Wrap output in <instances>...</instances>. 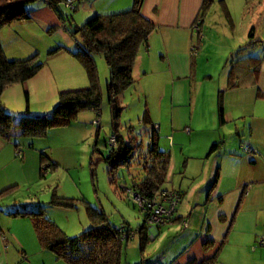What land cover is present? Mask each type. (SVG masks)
Returning <instances> with one entry per match:
<instances>
[{
    "label": "crops",
    "instance_id": "obj_1",
    "mask_svg": "<svg viewBox=\"0 0 264 264\" xmlns=\"http://www.w3.org/2000/svg\"><path fill=\"white\" fill-rule=\"evenodd\" d=\"M208 1L204 10L201 7L207 0H143L141 5L143 15L155 24L146 55L162 63V69L169 75L172 107L186 105L181 97L184 99L192 81L195 93L200 96L196 120L189 108H182L183 131L177 133L183 123L170 122L174 130L170 134L171 146L180 145L182 152L189 153L179 166H170L173 170L181 167L178 181L175 171L169 175L170 161L166 176L169 182L163 186L180 191L173 221L160 226L145 224L148 237L160 236L169 241L161 254H147L148 264H188L192 259L211 256H214L211 264H264V244L258 242L264 237V38L255 39L256 55L247 56L244 70L239 69L236 55L232 54L236 46L225 44L227 48L218 53V60L224 67L230 59L232 63L224 83L211 74L193 79L198 61L211 49L207 46L208 39L215 42L220 28L223 36L227 29L229 37L233 35L237 18L232 12L239 11V21L245 27L253 26L251 18H246L249 0ZM85 3L93 13H109L115 7L129 8L132 0H86ZM29 10V19L15 22L29 25L35 19L47 24L61 19L46 5ZM198 18L201 31L206 29L203 34L206 41H202L194 54L191 46L197 38L193 25ZM217 43L223 47V43ZM217 43H211L212 47ZM211 50L215 51V47ZM143 59L142 55L136 57L133 74ZM16 126L13 124L12 129L16 130ZM179 134L186 141L182 142ZM6 139L0 133V264H63L53 251L40 244L31 217L13 213L28 210L31 205L9 198L8 189L29 182L26 165L29 163L34 173L40 163L37 152L31 149L14 158L13 144ZM184 142L188 144L186 150H183L187 146ZM213 143L217 145L211 151ZM184 192L187 194L183 195ZM35 204L32 208L41 203L38 200Z\"/></svg>",
    "mask_w": 264,
    "mask_h": 264
},
{
    "label": "rangeland",
    "instance_id": "obj_2",
    "mask_svg": "<svg viewBox=\"0 0 264 264\" xmlns=\"http://www.w3.org/2000/svg\"><path fill=\"white\" fill-rule=\"evenodd\" d=\"M85 1L75 0V7H67L64 4L59 6L62 18L58 23L42 24L33 19L29 25L12 22L0 28V41L6 57L25 58L36 53V59L43 62V66L35 75L23 83L7 85L1 94L0 101L7 120L15 126L18 124L16 130L6 136V140L13 144L14 158L22 157V151L31 149L37 152L40 163L34 173L28 163L26 167L29 166V182L23 181L11 186L7 194L9 198L28 202L31 207L36 206L35 203L39 200L43 214L50 217L67 236L78 235L92 225L86 205L103 209L107 220L115 226L127 222L132 229H137L142 223L143 215L128 194L126 186L142 176V168L138 163L142 161L140 156L147 152L151 139L155 138L160 149L170 152L169 175L175 171L174 177L178 181L181 167L173 170L170 166H179L184 155L189 152H182L180 145L171 146L172 137L167 138L174 133L170 122L175 120L176 123H183L180 121L182 108H189L193 119L196 120L200 102V96L195 93V83L192 81L190 90L184 93V99L181 97L184 100L182 104L186 105L172 107V83L169 75L162 69V63L149 54L150 57L146 55L149 48H142L137 57L142 55L144 59L140 66L135 68L133 83L117 95L118 113L115 115L107 94V83L111 79L110 67L101 53H95L93 59L101 96L99 114L90 108L81 109L68 123L42 126L37 117L42 118L52 112L59 101L60 91L89 85L84 67L73 54L82 46L79 33L73 31L96 13L88 9ZM41 5L48 6L56 14L43 0L29 2L26 7L29 10ZM129 8L115 7L109 11L118 12ZM232 14L237 18L233 35L229 37L227 29V36H223L220 28L218 35L214 37L215 42L208 39L207 46L210 45L211 49L215 47V51L206 50L193 70V79L205 78L206 74H211L218 82H225L227 69L232 63L230 59L224 67L218 60V53L227 48L225 44L232 43L231 48L236 46L232 54L236 55L235 61L239 69L246 68L248 55H256L255 39L264 38V0H249L246 18H251L253 26L245 27L244 23H240L239 11ZM196 22L199 25V29L195 31L197 35L201 33L200 18ZM205 31L206 29H202L203 34ZM203 41L206 40L203 38ZM217 42L223 43V47ZM211 43H217V46L212 47ZM57 48L59 49L56 52L49 54ZM176 99L175 97L174 101ZM159 123L160 131L154 135L152 124L159 126ZM184 123L177 133L183 131ZM185 129L189 130L188 127ZM112 132L114 133L111 134ZM116 135L132 149L126 163L111 168V163L101 159V156L109 152L108 141L112 146L117 145ZM178 137L182 142L186 141L183 135L179 134ZM16 142L19 143L17 146ZM186 145L183 150L188 148V144ZM168 182L169 179H166L163 185ZM186 194L184 192L183 195ZM65 197L72 198L73 205L57 204L56 201ZM168 244V238L161 239L160 236L154 239L146 237L142 242L136 230L124 247L120 264H137L142 260V255L147 256L151 252L161 254Z\"/></svg>",
    "mask_w": 264,
    "mask_h": 264
},
{
    "label": "trees",
    "instance_id": "obj_3",
    "mask_svg": "<svg viewBox=\"0 0 264 264\" xmlns=\"http://www.w3.org/2000/svg\"><path fill=\"white\" fill-rule=\"evenodd\" d=\"M33 1L36 0H0V28L15 21L29 19L31 14L26 4ZM43 1L49 4L62 18V13L59 10V6H63L62 0ZM208 2L207 0V3H203L202 10ZM142 3L143 0H132L131 7L124 11L95 13L75 28L73 33H79L82 46L73 54L84 67L89 85L83 88L60 91L59 101L52 112L42 118L37 117L42 126L50 127L68 123L81 109L90 108L99 114L101 96L98 87L97 68L93 59L95 53H101L110 67L111 79L107 83V94L114 113L117 115L116 97L133 83V65L136 57L141 48L148 47L149 35L155 28V24L143 15ZM196 38L192 45L193 48L191 46V52L194 54L202 44V31L196 35ZM58 49L51 50L49 54ZM42 66L43 62L36 59V53L25 58L6 57L0 41V98L7 85L16 82L23 83L35 75ZM5 114L0 101V133L8 136L14 131L12 129L13 124H10ZM1 119L4 121L1 122ZM155 125L152 124V130L153 134L157 135L159 129L156 130ZM113 131L116 134V130ZM168 137L171 138L170 135ZM116 139L117 145L115 146L110 145L108 140V142L106 141L109 152L101 156V159L111 163V168L126 163L131 155L132 147L124 143L120 136L116 135ZM216 145L213 143L210 150H214ZM140 157L142 161L138 163L142 168V176L138 180H132L126 188L144 198L157 201L162 200L163 191H173L178 193L180 200L179 190L163 187L171 160L170 152L160 149L155 138H152L147 152ZM92 164L93 161L91 166ZM41 166L45 168V166ZM90 170L93 173L92 167ZM71 199L65 197L56 202L57 204L73 205ZM86 209L92 225L74 236L63 234L56 223L43 214L41 204L37 208L30 207L28 210L13 213L29 215L40 244L53 251L57 258L62 259L67 264H120L124 247L133 236L132 232L137 230L142 242L148 237L145 231L146 221L144 218L137 229H132L127 222L118 226L111 224L101 208L86 205ZM141 259L137 264H148V256L142 255ZM213 261L214 256H211L202 260L192 259L188 264H211Z\"/></svg>",
    "mask_w": 264,
    "mask_h": 264
},
{
    "label": "built area",
    "instance_id": "obj_4",
    "mask_svg": "<svg viewBox=\"0 0 264 264\" xmlns=\"http://www.w3.org/2000/svg\"><path fill=\"white\" fill-rule=\"evenodd\" d=\"M74 1L75 0H62V3L65 6L73 7ZM193 28H195V31L199 29V25L197 22L194 23ZM155 129L158 130L159 126L155 125ZM245 148L247 150L250 149L248 148V146H246ZM127 192L138 205L139 210L142 213L146 223L164 225L173 221L176 207L179 202V196L177 192L163 191L162 200L160 201L144 198L139 194L133 193L129 188H127ZM134 234L135 231L132 232V235ZM258 242L259 244H264V237H261Z\"/></svg>",
    "mask_w": 264,
    "mask_h": 264
},
{
    "label": "bare ground",
    "instance_id": "obj_5",
    "mask_svg": "<svg viewBox=\"0 0 264 264\" xmlns=\"http://www.w3.org/2000/svg\"><path fill=\"white\" fill-rule=\"evenodd\" d=\"M148 224V223H147ZM148 225H155V226H159V225H157V224H148Z\"/></svg>",
    "mask_w": 264,
    "mask_h": 264
}]
</instances>
